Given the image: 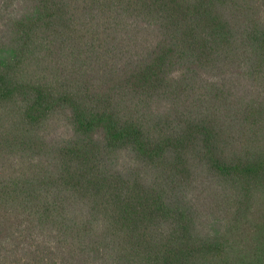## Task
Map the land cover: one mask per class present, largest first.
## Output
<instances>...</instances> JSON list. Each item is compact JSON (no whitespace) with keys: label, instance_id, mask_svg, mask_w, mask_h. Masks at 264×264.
Wrapping results in <instances>:
<instances>
[{"label":"trees","instance_id":"trees-1","mask_svg":"<svg viewBox=\"0 0 264 264\" xmlns=\"http://www.w3.org/2000/svg\"><path fill=\"white\" fill-rule=\"evenodd\" d=\"M0 264H264V0H0Z\"/></svg>","mask_w":264,"mask_h":264}]
</instances>
